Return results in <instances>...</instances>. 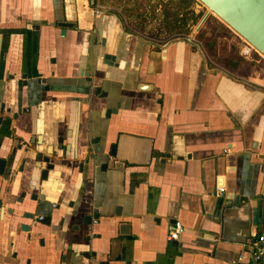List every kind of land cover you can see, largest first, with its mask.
I'll list each match as a JSON object with an SVG mask.
<instances>
[{
    "label": "crops",
    "instance_id": "1",
    "mask_svg": "<svg viewBox=\"0 0 264 264\" xmlns=\"http://www.w3.org/2000/svg\"><path fill=\"white\" fill-rule=\"evenodd\" d=\"M202 50L207 63L182 38L153 48L88 0H0V264H253L249 204L223 206L264 192V75ZM57 137L40 181L34 157ZM53 206L62 224L35 221ZM92 207L111 225L82 224Z\"/></svg>",
    "mask_w": 264,
    "mask_h": 264
},
{
    "label": "water",
    "instance_id": "2",
    "mask_svg": "<svg viewBox=\"0 0 264 264\" xmlns=\"http://www.w3.org/2000/svg\"><path fill=\"white\" fill-rule=\"evenodd\" d=\"M200 1L206 8L207 13L202 17V19L199 21L197 26L194 28V31L192 32L191 38L193 37L194 33L198 30L202 22L204 21L206 15L208 13L215 14L221 21H223L228 27H230L235 33H237L243 40H245L247 43H249L258 53H260L264 57V0H198ZM59 27L63 29V31L67 27H71V23H68L66 21L59 22ZM62 31V32H63ZM181 37H176V39H180ZM189 38L188 41L191 42L193 45H195L202 53L205 59V62L207 63V59L204 55V52L197 42H193V40ZM106 58H108L106 56ZM88 79L91 81V78L88 77ZM36 82L40 84L41 90L47 89L48 86L46 84L45 78H37ZM95 92H98V88L95 87ZM28 111V107L18 108L16 113H13V117H16L18 113ZM11 111V110H10ZM2 120V117L0 116V121ZM61 137H57V145L54 146L48 145L44 148V151L36 153L34 157V167L39 169L40 177L39 180L45 179V176H47L49 170L54 168V164L51 163V156H53L57 149H61L62 153H64L63 145L61 142ZM93 156L90 155L89 158H92ZM110 157L116 158V152L114 150V146L112 147V150L110 151ZM166 157H168L166 155ZM42 163H45L44 165ZM124 163L123 159L117 158L115 161V166H122ZM8 164V158L7 157H0V175H3L5 172L6 165ZM102 167H104L102 165ZM32 175L34 174V171L31 172ZM227 200L226 204L223 206V210L227 207V205H240L244 202H247L251 208V216H252V236L257 235V229H264V192H260L257 195L253 197H248L246 195H239L235 194L232 196H224ZM40 198L42 199L43 196L40 195ZM33 199L37 200L36 197L33 196ZM234 200L233 202L230 200ZM222 204V199H217L216 201V207L217 210H219L220 205ZM56 210L50 211V213L47 216L39 215L35 217V221L40 224L45 225H52V220L58 218L59 224H62L65 220V212H62L59 210V206L55 207ZM84 214L78 215L77 211H74L71 213V216L74 218H77L78 216L81 219V223L84 225H102V227H108L111 225L110 218L107 215H101L97 208H89L86 210V208L83 209ZM30 214V215H29ZM27 215V213H26ZM29 217H34L32 213H28ZM115 216H119V214H115ZM62 222V223H61ZM177 220L174 217L170 221V229L174 228L177 225ZM121 224L119 225V232L120 235L123 234L121 231ZM75 226H78L75 225ZM257 232V233H256ZM169 233V230H168ZM182 234V232H181ZM180 234V236H181ZM173 244H178L179 242L176 240H172ZM125 244L121 245V254L120 258H125ZM95 252H81L79 253V256H76L75 259H71L72 264H84L82 263V257H85L87 260L86 264H90L91 261L95 260ZM119 258V257H117ZM70 263V264H71ZM101 264H104L101 263Z\"/></svg>",
    "mask_w": 264,
    "mask_h": 264
},
{
    "label": "flooded vegetation",
    "instance_id": "3",
    "mask_svg": "<svg viewBox=\"0 0 264 264\" xmlns=\"http://www.w3.org/2000/svg\"><path fill=\"white\" fill-rule=\"evenodd\" d=\"M120 1L121 3L118 4L119 7H115V4L113 5L111 3L105 2V0H88V5L95 11V14H105L109 16H114L118 20L121 30L136 35L140 40H142L149 46H152L153 48H157L158 46H161L176 37H181L188 43H191L188 41V39L191 38L192 35L191 24H193L192 19L190 18V12H193L197 15L201 14L199 10L195 13V10L192 7V0H151L156 3L153 12H151L152 14L147 13L146 11L138 7H136V9H133L132 6L123 5L126 1L128 2L132 0ZM143 8H145V10L147 9L146 3L144 4ZM154 11L156 13H154ZM127 13H131V15H128ZM206 13L207 8L205 9L204 13L200 15V17L198 18L199 20L197 19V24ZM211 14L216 16L211 12L208 13L200 27L203 25L204 22L208 20ZM129 18L132 19L129 20ZM150 19L158 20V29L156 27L148 29L149 27L146 25ZM176 19H179L178 23L180 24H182V21L184 22V31L180 33V35H168V29L173 28ZM200 27L198 28V30L200 29ZM74 28L79 29L77 19H75L74 21ZM95 29L97 30V27H95ZM198 30L194 33L191 39L193 40V42L199 43L202 48L201 42L196 38V33L198 32ZM32 144L33 140L20 145L28 151L29 149H31ZM8 184L9 182L6 183L7 186ZM5 206L6 201L4 200V192L2 194L0 192V209L2 208L4 210ZM26 213L28 215L29 212H25V216H27Z\"/></svg>",
    "mask_w": 264,
    "mask_h": 264
},
{
    "label": "rangeland",
    "instance_id": "4",
    "mask_svg": "<svg viewBox=\"0 0 264 264\" xmlns=\"http://www.w3.org/2000/svg\"><path fill=\"white\" fill-rule=\"evenodd\" d=\"M105 2L111 3L113 5L115 4L114 5L115 7H119L118 4L121 3L120 0H105ZM145 3L147 5L146 10L145 8H143ZM123 5L132 6L133 9L134 8L136 9V7H138L146 11L147 13H151L153 12L156 3L151 0H132L128 2L126 1ZM192 7L195 10V13L199 10L201 14L204 13L206 9V7L198 0H192ZM154 13L156 12L154 11ZM128 15H131V13ZM130 19L132 18H129V20ZM198 20L193 22V24H191L192 32ZM146 26L149 27L148 29H152L155 27L158 29L159 26L158 20L150 19ZM200 29H203L205 31L204 36L212 40L213 41L212 43L215 45L214 49H211V52H214L211 56V59L214 62L220 63L221 58L228 54L229 46L232 44L237 48L238 56L242 60L240 66L235 69L237 72L240 71L241 69V71L244 70V74L246 75L252 76L258 72L260 75H264V57L260 53L259 55L256 54L254 48L249 57H244L240 51V45L246 41L243 40L237 33H235L219 18L211 14V16H209L208 20L203 23Z\"/></svg>",
    "mask_w": 264,
    "mask_h": 264
},
{
    "label": "trees",
    "instance_id": "5",
    "mask_svg": "<svg viewBox=\"0 0 264 264\" xmlns=\"http://www.w3.org/2000/svg\"><path fill=\"white\" fill-rule=\"evenodd\" d=\"M201 14H194L193 12H190V18L192 19V22H195ZM179 19H176L174 22V26L173 28H169L168 29V35H180V33H182L184 31L185 28V24L182 21V24L178 23ZM204 30L203 29H199L198 32L196 33V38L201 42V44L203 45V47H205V49L211 50L214 49L215 45L212 43L213 41L210 40L209 38H206L204 36ZM204 41V43H203ZM214 52H212L213 54ZM255 53L259 55V53L255 50ZM220 63H222L223 66L231 68V69H236L240 66V64L242 63L241 58L238 56V50L234 45H230L229 46V51L228 54L224 57L221 58ZM240 72L244 74V70Z\"/></svg>",
    "mask_w": 264,
    "mask_h": 264
},
{
    "label": "built area",
    "instance_id": "6",
    "mask_svg": "<svg viewBox=\"0 0 264 264\" xmlns=\"http://www.w3.org/2000/svg\"><path fill=\"white\" fill-rule=\"evenodd\" d=\"M252 50L253 47L247 42L240 45V51L244 57H249ZM224 151L228 152L229 148H225ZM221 192L219 190V193ZM181 232L182 228L177 224L174 228L169 229L168 239L177 240ZM249 251L253 264H264V229L257 233L255 239L249 244Z\"/></svg>",
    "mask_w": 264,
    "mask_h": 264
}]
</instances>
